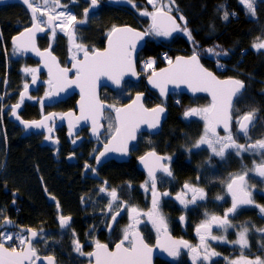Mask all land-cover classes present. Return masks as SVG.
Wrapping results in <instances>:
<instances>
[{"label": "snow or ice", "instance_id": "snow-or-ice-1", "mask_svg": "<svg viewBox=\"0 0 264 264\" xmlns=\"http://www.w3.org/2000/svg\"><path fill=\"white\" fill-rule=\"evenodd\" d=\"M31 10L32 26L25 29L19 36L13 38V51L15 53H23L32 51L43 59L44 66L48 69L49 79L47 84L49 91L45 93V97L51 99L54 96H59L60 92L67 91L73 85L78 86L81 93L80 113L76 117L77 123L80 120H91L93 134L99 138V129L102 127L100 119L103 115V110H114L115 112V127L110 121L108 129L113 133L109 144L104 145V151L99 152L95 157L96 163H101V158L106 157L110 152H117L121 155H127L129 142L136 139V132L140 126L147 125L149 129H158L162 115L166 112V108L162 105H157L154 108L148 109L142 103L143 94L138 93L132 104L117 108L115 105H104L100 102L97 96L98 82L101 77H107L116 85H120L124 76L135 77L137 75L135 70V54L137 44L148 36L170 37L174 32H182L187 38L192 41L194 48L196 41L192 36V31L187 27V19L180 13L176 0H168L164 3L163 0H148L152 5L153 11L147 10L141 12L142 16L151 18V24L144 31H137L130 26L117 27L113 26L108 36V45L103 50L92 48L91 52L83 44L77 43L78 36L76 28L79 25H84L88 22L89 8L95 9L99 6L100 0H90L89 8H85L83 12V19L77 20L66 5H61L60 0H42V4L38 5L36 0H22ZM75 2V0H73ZM112 3L129 4L133 8L136 7L134 0H111ZM248 15L255 17L257 3L264 4V0H240ZM63 8V11L57 9ZM139 11V9H137ZM175 10L179 13V20L177 17L171 15ZM220 11L223 12L222 18L228 20L230 15L224 6H220ZM51 31L52 37L55 38L57 30L65 33L69 42V53L72 61V67H60L57 57L51 52V48L41 51L36 45V34L44 32L45 27ZM183 25V26H182ZM219 47V46H217ZM252 47L257 51L264 50V40L254 42ZM207 53L215 57L227 56V50L216 51V48L205 49ZM83 54V59H78V54ZM168 67L161 69L159 72L155 71L153 65L156 63L154 59L144 61L143 67L145 69H152L148 76V82L159 89L162 97L168 94V85L181 84L187 85L192 92H207L211 94V104L203 108H190L184 112L185 118L200 117L204 121L203 135L192 145V148L199 149L202 145H207L211 152L224 160L226 153L231 150V153L236 156H242L244 153H260L261 162L254 163L252 169H245L242 173L230 175L229 181L226 183V192L231 196V207H229L224 215H208L200 225L196 227V233L199 236V244L196 246L190 245L185 240L172 239L166 217L160 210V200L162 196H168V192H159L157 190V172L162 173V180L173 178V173L168 164L171 162V156H161L152 150L144 156L139 157L143 167L147 169L148 179L141 185V187L151 194V209L148 212H141L137 207L128 205L126 201L120 200L117 190L111 189L108 191L107 181L104 186L99 189L100 193H106L109 203L106 207L105 215H109L111 224L106 225V230L111 232L112 225L118 224L117 217L125 210L129 214V223L121 230L122 238L118 243H115L113 248H109L107 243H101L98 239L93 238L94 245L91 252L85 253L83 245L80 243L79 237L71 226V216H65L62 213L58 215L59 226L62 230L70 232L73 244V250L80 256L88 258L89 264H152V253L154 249L149 246L139 230L142 223L140 217L147 218L150 226L157 234V247L163 249L173 258L180 256L181 248L188 249L193 264H212V258L220 256V253L211 249L209 240L230 243L239 246L241 256L238 259L230 260L228 264H264V260L260 257L256 259H248L243 255L244 250L250 248L249 232L247 222L243 225H235L229 219L230 216H235L241 209L248 207H255L264 216V205H258L253 199L254 185L247 183L249 171L255 173L261 178H264V139H258L255 142L248 144L238 143L233 136L231 129L232 112L234 99L239 100L246 87L244 81L228 78L221 80L217 78L211 71L206 69L201 63L199 54L194 50L190 57L177 56L175 61L170 57L165 56ZM218 68L224 66L217 62ZM75 70V79H69V72ZM25 73L31 74L32 83L37 81L38 69L25 68ZM24 90L19 94V102L11 105V114L20 119L17 115V110L24 103L25 99H35L28 95L29 84L25 83ZM2 99V98H0ZM43 99L40 100L43 106ZM238 111V109H236ZM3 115V107L0 106V116ZM56 113H51L39 121H24L21 123L24 128H47L49 133L45 137L46 140L53 141V128L48 126V121H53L56 118ZM67 116L71 118L72 113L63 114L60 119ZM236 123L238 125V134L243 135L250 140V127L255 126V110L248 111L242 116H237ZM222 126L226 135L220 136L217 128ZM73 125L69 119V134H72ZM59 143L58 140L53 141ZM72 143H76L75 140ZM191 152V149H188ZM71 158V157H69ZM86 170H91L95 173L96 169L91 168L90 165L84 166ZM199 180V177H197ZM129 188L131 184L127 185ZM190 194V198H189ZM176 200L179 201L185 209L189 205H197L198 201H204L207 194L203 188L193 186L189 183L183 185L180 193H177ZM55 200V198H52ZM83 201V197L81 198ZM217 200H222L223 197L217 196ZM15 203V201H13ZM59 212V202L56 201ZM3 208H0V215H3ZM180 222L185 221V216L179 217ZM216 226L223 233H227L229 228H238L236 232L237 238L234 241L227 240L226 235L215 236L212 234V228ZM16 227L13 221L4 218L0 223V264H37L42 259L47 264H57L56 258L53 255L41 257L38 255L36 248L33 246L34 241H43L47 244L44 230L36 229H20L17 233L5 232L4 229ZM255 232L264 234V228H256ZM91 231H95L93 227ZM15 241L16 246L6 247L7 241ZM55 243V242H53ZM264 248V244L261 245Z\"/></svg>", "mask_w": 264, "mask_h": 264}, {"label": "flooded vegetation", "instance_id": "flooded-vegetation-1", "mask_svg": "<svg viewBox=\"0 0 264 264\" xmlns=\"http://www.w3.org/2000/svg\"><path fill=\"white\" fill-rule=\"evenodd\" d=\"M36 2L38 5H41L39 0H36ZM68 2L70 1L60 0L61 5H66L67 8H69ZM4 4H15L20 6L21 8L26 10V12L29 14V19L26 23L17 25L14 34L9 38H5L2 32L0 31V48L2 54L6 53L8 58L10 59V61H8L9 65L7 67V72L11 69V65L14 64V67H16L17 69L15 73L18 74L19 80L21 81V83L19 82L21 88H19L20 85L17 88L16 85H13V81L10 78V76H8L9 79H7L5 76L0 74V98H2L0 99V104L2 103L1 106L3 107V113H7L9 120L17 128H20V130L22 131L21 138L27 140L30 144H32L34 148L39 150V153H42L45 156V160L47 157V178H45L46 177L44 172L46 171L45 169L43 171L39 165L34 166L35 167L34 175L40 178L41 189L43 192V196L46 199V202L48 201L50 203H53L54 207L57 208L56 201H58L59 210L62 212V214L65 216L72 217L71 226L74 222L75 223L77 222V226L80 227L82 225L83 227H85L82 230H78L79 233L81 231H85L86 227H88V224L79 221L80 216L77 218L73 214L66 213L64 211V208H66V202H64V204L63 201L60 202V200H58V198L53 193L50 187L51 167L53 164V168L58 171L56 177H54V179L52 178L53 180L52 183L54 185L56 183V185L58 184V186H60V178L62 176H65V174H68V170H71L70 171L71 177L72 176L79 177V180L77 181V183L81 185L79 189L84 190V187H87L88 192L96 193V195L104 201L105 207H107L110 197H108L106 193H100L99 189L103 187L104 182L107 181L108 191H111V189L113 188L116 189L120 200L126 201L128 205L135 206L141 212L146 213L151 209L152 197L150 191L146 192L141 187V185L148 179V175L146 172L142 171L139 168V164L137 160L139 157L143 156L147 152L155 150L160 155L171 156V162L168 164V166L172 170L173 178L162 180L161 177L163 174L162 173L157 174L158 191L161 193L165 191L169 193L168 196H162L160 200V210L167 219L168 228L170 232L174 235V237L185 240L192 246L198 245L199 236L196 233V227L200 225L205 219H207L206 213L208 215H217L222 217L225 211L229 207H231V196L226 192V183L229 181L230 175L242 173V171H244L245 169H249V170L252 169L254 163L259 164L261 162L260 157L255 155V161L251 162L249 165L248 164L243 165V160L240 159L238 163H241L243 166L234 167L232 160H233V156L235 155L231 153V150H229V152L226 153V157H225V159H227V162H223V164L220 165V168L224 167L225 170L229 169V172L224 174V176L219 180H217L216 177L214 178V180H212L210 178V176L212 175L211 169H213L216 174L217 162H215L216 159L210 158L212 157L211 154L215 156L211 152V149L205 147L196 150L195 148H192L193 143H187L183 145L181 149L177 145L173 144L171 147L175 149L171 150V147L165 146L164 142L161 139L158 140V144L161 148L158 149L157 147L153 146L157 144L155 143L157 142L156 141L157 136L160 137V134L162 133V130L165 127L164 126L165 123L163 124L161 132L158 134L154 135L149 133H142L141 135H139L138 142L131 147L132 157L128 162L118 163L115 160H112L108 163H105L102 166L96 163L95 157L102 149L103 144L107 142V140L111 137L110 136L108 139H104L103 137L105 132L104 134H102L100 140H93L90 134V127L80 126L78 133L76 135L70 136L66 125L65 124L57 125L58 120H54L51 123L50 127H52L55 130V135L53 136V138L59 141V143L55 147H52L50 142L48 141L46 142L45 137L47 136V131L45 130H39V131L31 130L27 135L24 136V133L27 131L24 128V125L18 124L17 122L11 119V115H12L11 105H14L19 102V94L22 92V90H24L23 88L24 84L28 83L30 85L32 83L31 74L25 73L23 71L25 68H35L38 69L39 71L36 74L38 84L36 88L31 91V97H34L35 99L25 100L19 110V114L23 118V120L37 121L44 118L45 116H47L52 112L56 113L57 115H60L61 113L70 109L77 111L75 104L78 96H74L76 97V101L72 107L63 106L66 103V101H68L71 98L65 101H58L53 98L48 99L45 97V93L49 91V86L47 84L49 77L47 71L41 69L40 61L33 54L29 52L15 53L13 51L14 36H16L21 31L32 26L33 20H32L31 10L23 2L2 0L0 6ZM97 8H95L94 10H96ZM61 10L64 9L63 8L57 9V11H61ZM77 20L79 19L77 18ZM82 26L83 25H79L77 26V28L78 27L80 28ZM44 27H45V31L41 32V35L38 37V46L40 47V49L44 50L51 48V51L59 57L62 65L64 66L70 65L71 59H70L69 42L67 35L57 30L55 38H53L51 31L48 29V26L44 25ZM77 36H78L77 43L83 44L89 49V51H91L92 48L102 49L105 47L106 40L104 44L93 47L87 45V43L80 37V35H78V33ZM2 54L0 53V58ZM82 55H83L82 53L78 54V59L81 58ZM221 78H225V77H221ZM127 82H131L132 84L138 85L141 82L144 83V78L139 82H132V81H127ZM181 95L182 94L180 93L172 94L165 101H161V103H164V105L167 107L168 114L170 111L169 107H170V100L172 99V97H176L175 102L178 105H185V106L194 105L195 108L197 105L200 106V104H197V100H196L197 96L196 97L189 96L187 104H183V102H181L182 101ZM41 99H43L44 101L43 106H41L40 104ZM62 103L64 104L62 105ZM205 104L210 105L211 104L210 99H208V101ZM236 104L237 101L233 109H235ZM117 106L118 105H115V107ZM24 111L29 115L28 116L25 115ZM108 112H110V114L114 118V110H110ZM234 129L235 128H233V130ZM105 131H106V123H105ZM218 134L220 136L226 135V133L221 130L218 131ZM234 134L236 135V137ZM234 134L233 136L234 138H236L238 143L245 144L244 141L239 140V138L243 137L241 134H238L237 131H234ZM144 139L147 140V142L150 144V148H144L140 145V140L143 141ZM73 140L76 141L75 144L72 143ZM188 149H191V152H189ZM206 149H208V152L210 154L209 157H207ZM29 150H33V148H29ZM248 154H252V153H248ZM228 159L230 160V162H228ZM110 163L134 164L130 169H133V171L137 176V179H135V181H128L126 183V185H128L129 183L131 184L130 188L127 186V192L129 197L128 199L122 197V192H123L122 189L114 185V183L111 181L109 175L110 172L113 171V168L110 167L109 165ZM234 163L237 164L236 162ZM86 164L90 165L91 168L96 169L95 171V173L97 174L96 177H93L94 173L90 169L89 170L85 169L84 166ZM196 165H198L199 167L197 168ZM201 165H204L205 175L207 176V179H203L202 177L203 174L201 172L202 170ZM124 166L126 167L127 165ZM2 170H3L2 173L0 172V179H1V174H3V176L5 175V168L2 167ZM197 177H199V180H197ZM72 179H73L72 182H74V178ZM2 183H0V194H1L0 207L5 205V207H7V214L4 213L3 217H0V223L3 222L5 217H7L11 221H13L14 224L16 225V227L6 228L4 229V231L9 230L10 232L17 233L22 228L23 229L31 228L38 230L40 229V226H45L47 228H54L56 226V223L55 226L54 225L48 226V224L46 226L44 223H41L39 225H35V224L29 225L28 223L22 220L21 211L24 209V205L22 206V203L25 202L24 201L25 198L22 194L23 192L21 187L22 185L29 184V181L23 183L19 180L17 182L18 183L17 188L14 187L13 189L12 188L8 189L6 186L2 185ZM185 183H189L193 186L203 188L207 194L206 200L198 201L197 205H189L188 208L185 209L184 206L181 205L179 201L176 200L175 198L177 193H180L182 191L183 185ZM247 183L249 185L255 186V190L253 191V199L255 203L258 205H264V178H261L255 173L249 171ZM217 196H221L223 197V199L217 200L216 199ZM53 197L55 198V200L52 199ZM189 198H190V194H189ZM85 199L86 197L83 195V201L81 199L82 207ZM13 201H15V203H13ZM10 202H12V204ZM55 213H57L56 209H55ZM86 213L87 212L83 214L82 216L83 219H87L88 213L87 214ZM180 216H185V221L183 223L180 222L179 220ZM104 217H105V222H107V225L112 223L109 215L104 214ZM247 217H251V218H247ZM54 219H55V214H54ZM140 219L142 223L139 226V230L142 232L145 240L149 244L153 245L155 243V240L157 239V234L155 230L148 223L146 217L141 216ZM229 219L235 225H243L245 222H247V226L250 229L248 236L250 248L245 250H248V252L251 253L250 255H247L246 252H244L243 254L245 255V257H247L248 259H256V257H260L262 260H264V252H263L264 249L261 251L262 248L261 245L264 244V234L257 233L254 230L256 228H264V216L261 215L259 210L255 207H248L245 209H241L235 216H230ZM117 221L118 224L112 225L113 230L111 232L107 230L106 233L105 232L96 233V239H98L101 243H107L110 248H113L115 243L119 242V240L122 238L121 230L129 223V214L126 208L124 211L121 212V215L117 217ZM58 228H59V222H58ZM60 230L64 231L62 229ZM238 230H239L238 228H229L227 233L225 234L216 226H213L212 234L215 236L226 235L227 240L234 241L237 238L236 232ZM80 237H82V235H80ZM37 242L38 240L34 241L33 246L35 248H37L38 245ZM208 243L210 244L211 249L220 253V256L212 258V264H228L230 258H233V260L238 259L239 258L238 256L241 254L240 249H238V246L236 245L230 243H224L220 241H211V240H209ZM7 246L11 247L9 245ZM63 246L64 243L61 241V247ZM61 247L59 246L57 247V249H51L49 246H47V254H40L38 251L37 252L39 253V255L55 256L57 264H89L88 258L84 256L80 257L77 253L74 252V250H73L74 256L66 255L65 254L66 248L62 249ZM93 247H94L93 244L87 245V249L86 251L84 250V252L86 253L91 252L93 250ZM158 261L166 264H185V263L193 264L189 251L184 249L181 251L180 256L172 262L165 261L163 259H157L156 264Z\"/></svg>", "mask_w": 264, "mask_h": 264}, {"label": "trees", "instance_id": "trees-1", "mask_svg": "<svg viewBox=\"0 0 264 264\" xmlns=\"http://www.w3.org/2000/svg\"><path fill=\"white\" fill-rule=\"evenodd\" d=\"M68 1H70L68 6L71 13L75 14L79 20L83 19L84 9L89 8L90 0ZM145 2L146 0H134L136 7L133 8L129 4H116L112 3L111 0H100L98 8L89 12L88 22L82 27H78L77 33L87 45L95 47L105 43L107 34L113 26L131 24L135 27L147 29L151 24L150 19L140 14ZM176 5L180 9V13L187 19V27L192 31V36L196 41L195 48L192 41L182 32L172 37H162L160 39L152 36L140 53L139 61L153 58L156 61L154 67H161L167 64L165 56L173 58L179 54L190 55L194 50L197 53L200 52L201 54H198L201 56L203 63L220 77H237L247 83L245 93L237 101L233 117L235 118L241 113L255 110L258 118H260L258 124L264 127V50L257 51L252 47L254 42L264 40V4L257 3L255 17L247 14L240 0H176ZM220 6H224L230 14L234 12L235 15H230L228 20H224L222 18L223 12L219 10ZM172 13L179 17V13L175 10ZM28 19L29 14L18 5L4 4L0 6V31L5 38L11 37L17 25L26 23ZM208 48H216L217 51L227 50L228 55L215 58L212 55L203 54L205 49ZM0 53L2 54L1 48ZM8 61L10 59L7 54H2L0 58V74L7 79L10 76L13 85L18 88L21 81L18 74L15 73L17 69L12 64L11 69L7 72ZM217 62L224 67L218 68ZM147 71L146 75L141 73L143 77L147 76L151 69ZM19 88H21V85ZM138 92H146L145 102L147 106L152 107L161 102L157 93L150 92L143 82L138 85L126 82L123 89L115 92L104 89L102 98L112 105L119 106L127 103ZM181 97V102L187 104L189 96L182 94ZM175 99L176 97H172L170 100V111L164 124L165 127L160 137L157 136V142H155L157 144L153 145L158 149L161 148L158 144L159 139L164 142L165 146L171 147L174 144L181 149L183 145L195 142L204 132V123H202L201 119L185 118L183 115L185 105H178ZM208 99L207 96L203 95L196 97L197 104H205ZM75 101L76 97L69 99L62 105L72 107ZM24 114L29 115L25 111ZM263 132L264 130L259 131V133ZM21 134L20 128H17L9 120L7 113H3L0 116V172L2 173L3 171L2 167L5 168V175L1 174L0 183L3 182L2 185L8 189H13L14 187L17 188L19 180L23 183L29 181V184L21 187L25 198V202L22 203V206L24 205V209L21 211L22 220L29 225L44 223L46 226L47 224L48 226H55L53 220L54 214H56L55 207L53 203L46 202L41 189L40 178L34 175V166L39 165L43 171L44 169L46 170L44 172L45 178H47V157L45 160V156L39 153V150L34 148L27 140L21 138ZM140 145L144 148H150V144L145 139L143 141L140 140ZM29 148H33V150H29ZM172 149L175 148L171 147ZM240 159L243 160V165H249L252 161L251 157L249 160L245 159L248 161H244L242 156L238 157L235 155L232 160L234 167L243 166L238 163ZM223 162H227V159L216 163V174L211 169L212 175L210 178L212 180L215 177L219 180L224 174L229 172V169L220 168ZM228 162H230L229 159ZM109 165L113 168L109 175L111 181L122 189V197L128 199L126 183L137 179L133 169H130L134 164L110 163ZM124 165L127 166L125 167ZM196 167L198 168L199 166L196 165ZM201 167L202 177L207 179L204 165H201ZM70 171L68 170V174L60 178V186L56 185V183L54 185L52 178L56 177L58 171L53 168L52 164L50 187L60 202L63 201V204L66 202V208H64L66 213L82 217L85 212L89 213L90 210L89 207H82L81 203V198L88 193V188L84 187V190H80L79 187L81 185L77 183L79 177H71ZM72 178H74V182H72ZM10 203L12 204V202ZM84 228L81 225L80 227L78 226L77 230ZM83 233L84 231H81L79 234L83 235ZM62 242L64 243L62 248H66L67 253L73 254L70 241L62 240ZM157 264L166 263L158 261Z\"/></svg>", "mask_w": 264, "mask_h": 264}, {"label": "water", "instance_id": "water-1", "mask_svg": "<svg viewBox=\"0 0 264 264\" xmlns=\"http://www.w3.org/2000/svg\"><path fill=\"white\" fill-rule=\"evenodd\" d=\"M12 1H15V2H22V0H12ZM91 10H93V9L90 8V11H91ZM171 15L176 16L174 13H171ZM176 17H177V22H178V23H181V21L179 20V17H178V16H176ZM124 26H130V27H132L133 29H136L137 31H144V30H145V29H142V28H139V27H135V26H133V25H131V24H123V25H119V26H117V27H124ZM29 28H30V27H29ZM23 31H24V30H23ZM23 31H21V32H23ZM21 32H20V33H21ZM20 33L17 34L16 36H14V37L19 36ZM178 33H179V32H174V33L172 34V36H174V35H176V34H178ZM40 35H41V32H38V33L36 34V37H35V39H36V45H37V47H38L39 49H40V47L38 46V37H39ZM172 36H170V37H172ZM149 38H150V36L145 37L144 40L140 41V42L137 44V46H136V54H135V70H136L137 75H136L135 77L127 76V75L124 76V77H123V80H122V82H121L120 85H116L115 83H113L112 80L108 79L107 77H101V78L99 79L98 87H97V96H98L100 102L103 103L104 105H111L109 102L103 100V98H102V90H103V89H109V90L115 92V91H118V90L123 89L124 84H125L127 81L139 82V81H141L143 78H144V83H145L147 89H148L150 92H155V93H157V95L159 96V98L161 99V101H165L170 95H172V94H176V93L185 94V95H187V96H191V97H196V96L203 95V96H207V97L210 99V101H211L212 98H211V94H210V93H207V92H195V93H194V92L191 91L190 88H188L187 85H183V84L179 85L178 87H177L176 85H171V84L168 85V94H167V96H166V97H162V96H161V94H160V92H159V89L154 88V87L148 82V76H149L150 74H148L147 76L143 77V76L140 74V71H139V63H140V61H139V55H140V53L144 50V48L146 47ZM107 45H108V36H107V38H106L105 47L102 48V49H99V50H100V51H103V50L107 47ZM40 50H41V51H44V50H46V49H44V50L40 49ZM27 52H29V53H31V54H33L34 56L37 57V59L40 61V67H41V69L46 70V71H47V74H48V69H47V67L44 66L43 59H42L40 56H38L36 53L32 52V51H27ZM51 52H52V51H51ZM89 52H91V51H89ZM52 54H53L54 56L57 57V60L59 61V64H60V67L71 69V67H72V61L70 62V65H68V66H64V65L61 64L59 57H58L56 54H54L53 52H52ZM192 54H193V53H192ZM192 54H190V55H184V54L176 55V56L173 57V61H175V58H176L177 56H181V57H186V58H187V57H190ZM199 58H200V63H201L206 69H208L209 71H211V72H212L217 78H219V79H221V80H225V79H228V78L239 79V78H237V77H225V78H221V77H219L218 74H217L215 71H213L212 69L208 68V67L203 63L202 58H201L200 55H199ZM79 59H83V55H82V57L79 58ZM167 67H168V63L165 64V65H163V66H161L160 68L156 69L155 71L159 72L161 69H164V68H167ZM74 72H75L74 69H72V71L69 72V79H75ZM48 77H49V76H48ZM239 80H240V79H239ZM242 81H243V80H242ZM244 83H245V85H246V82H244ZM37 84H38V81H36L35 84L31 83V84L29 85V90H28V95H29V96H31V91L34 90V89L36 88ZM246 89H247V85H246V87H245V89H244V91H243V94L245 93ZM22 92H23V90H22ZM138 93H142V94H143V100H142V103L144 104V106H145L146 108L151 109V108L156 107L157 105H162V106H164V107L166 108V112H165V113L162 115V117H161V121H160L159 128H158V129H149V128L147 127V125H143V124H142V125L140 126L139 130L136 132V139H135V140H132V141L129 142V145H128L129 151H128V154H127V155H121L120 153H117V152H110V153L107 154L106 157H102V158H101V163H99L98 165L102 166V165H104L105 163H108V162H110V161H112V160H115V161L118 162V163H125V162H128V161L130 160V158L132 157V156H131V147H132L134 144H136V143L138 142L139 135H141L142 133H149V134H154V135H155V134H158V133L161 132L162 127H163V124L165 123V121L167 120L168 115H169V114H168V109H167V107L164 105V103L157 104V105H155V106H153V107L147 106V104H146V102H145V99H146V96H147L146 92H138ZM138 93H136V94L132 97V99H131L130 101H128L127 103H124V104H121V105L117 106V108H123V107H126V106L132 104L133 100L135 99V97H136V95H137ZM74 96H78L77 101H76V104H75V107H76V110H77V111L72 110V109L67 110V111L61 113L60 115H57L56 118H55L54 120H58L57 125L65 124L66 127H67V129H68V131L70 132V129H69V119H71V122H72L73 127H72V129H71L72 134H71V135L69 134L70 136L76 135V134L78 133V130H79V127H80V126H86V127H90V134H91V137L93 138V140H100L101 137H102V134H104V132H105V118H106V112L110 111L111 109H108V108L106 107V108L103 110V115H102V117H101V119H100V124L102 125V127H100V129H99V133H100V135H99V138H97V136L93 134L91 120H80L78 123H77V121H76V117H79V116L81 115V113H80V100H81V93H80V89H79L78 86L73 85V86L69 87V88L67 89V91L60 92L59 96H54V97H52V98H53V99H56V100H58V101H65V100H67V99H69V98H72V97H74ZM25 100H27V98H26ZM236 101H237V100L234 99L233 108H234V105H235ZM20 108H21V107H20ZM20 108L17 110V115L19 116L20 119H17L16 116L11 115V119H12L13 121L17 122L18 124H22V123H21V120H23V118H22V117L20 116V114H19V110H20ZM52 113H53V112H52ZM66 113H72L73 116H72L71 118L65 116L64 119H60V117L63 116V114H66ZM50 114H51V113H50ZM48 115H49V114H48ZM42 119H43V118H42ZM42 119H40V120H42ZM54 120H53V121H54ZM114 120H115V112H114ZM24 121H25V120H24ZM37 121H39V120H37ZM53 121H48V126H49V127H50V125H51V123H52ZM233 127H234V117H233V112H232V122H231V129H232V131H233ZM237 128H238V125H237ZM31 130H35V131L45 130V131H47V128H40V129L31 128V129H27V131L24 133V136L27 135ZM219 130L225 132V130L223 129L222 126H219V127L217 128V132H218ZM69 132H68V133H69ZM225 133H226V132H225ZM48 135H49V133H48V131H47V136H48ZM54 135H55V130L53 129L52 136H54ZM111 136H112V135H111ZM47 141L50 142V144H51L52 147H55V146L57 145V143H54V142H53V141H56V139H54V138H53V141L46 140V142H47ZM110 141H111V137L107 140V142H105V143L103 144L102 149L100 150V152H101V151H104V145H105V144H109ZM149 152H150V151H149ZM147 153H148V152H147ZM156 153H157V152H156ZM157 154H158V153H157ZM98 155H99V153H98ZM144 155H145V154H144ZM144 155H143V156H144ZM158 155H160V154H158ZM161 156H163V155H161ZM137 162H138V164H139V168H140L142 171H144V172L147 173V169H145V168L143 167V165L141 164L139 158H138ZM158 173H159V172H157V174H158ZM96 176H97V174L94 173V174H93V177H96ZM157 190H158V189H157ZM71 222H72V220H71ZM59 228H60V226H59ZM60 229H61V228H60ZM168 229H169V228H168ZM140 232H141V231H140ZM141 233H142V232H141ZM169 233H170L172 239H174V240H181L180 238L174 237V235L170 232V230H169ZM143 237H144V236H143ZM144 240H145V238H144ZM156 241H157V239L155 240V243H154L153 245H151V244H149V243L145 240V242H146L149 246H151V247L154 249V251H153V253H152V264H156V260H157V259H163V260H165V261H171V262L174 261L175 259H177V258H173V257L169 256L168 253H167L166 251H164L163 249L157 247V245H156ZM5 246L8 247L6 244H5ZM109 248H110V247H109ZM110 249H111V248H110ZM183 249H184V250H188V249H185V248H181V251H182ZM181 251H180V253H181ZM38 255H39V253H38ZM40 256H41V257H45V256H47V255H40ZM37 264H47V262L44 261V260L42 259L41 261H38Z\"/></svg>", "mask_w": 264, "mask_h": 264}, {"label": "rangeland", "instance_id": "rangeland-1", "mask_svg": "<svg viewBox=\"0 0 264 264\" xmlns=\"http://www.w3.org/2000/svg\"><path fill=\"white\" fill-rule=\"evenodd\" d=\"M1 1L2 0H0V4H1ZM39 2H40V4H42V0H39ZM163 2L164 3H167L168 2V0H163ZM2 6V5H1ZM68 10H69V8H68ZM145 10H147V11H149V12H151V11H153L154 9H153V7H152V5H150L149 3H148V0H146V2H145V4H144V7L141 9V12H143V11H145ZM61 11H63V10H61ZM70 11V10H69ZM174 11V10H173ZM71 12V11H70ZM144 17H146V18H149L150 19V22H151V18L150 17H148V16H144ZM146 30V29H145ZM109 33V32H108ZM150 37H152V36H150ZM153 37H155V38H162L161 36H153ZM217 51V50H216ZM219 52V51H218ZM198 53H200V52H198ZM209 54L210 56L212 55V54H210V53H207L206 51L203 53V54ZM201 54V53H200ZM213 56V55H212ZM213 57H215V56H213ZM172 60H173V58L172 57H170ZM215 58H218V57H215ZM153 59V58H152ZM148 60V59H147ZM147 60H142L140 63H139V71H140V73H142V74H144V75H146L147 73H148V71L147 70H149V69H145L144 67H143V64H144V61H147ZM155 60V59H154ZM156 64V63H155ZM154 64V65H155ZM154 65H153V68L156 70V69H158V68H160V67H154ZM151 72H152V69H151V71H150V73L149 74H151ZM161 103V102H160ZM160 103H158V104H160ZM199 104V103H198ZM157 105V104H156ZM207 105L208 104H200V106H196V108H203V107H207ZM155 106V105H154ZM153 107V106H152ZM190 108H195V106L194 105H188V106H185L184 107V111H186L187 109H190ZM257 112H255V126L254 127H251L250 128V131H249V136L251 137V139L250 140H248V139H246L243 135V137L242 138H239V140L241 141H244L245 142V144H248V143H252V142H255L256 140H258V138H260V139H264V133H259V131H263L264 130V127L261 125V124H258L259 122H260V118H258V116H257V114H256ZM107 115H106V118H105V123H106V131H105V134H104V139H108L113 133L108 129V124H109V122L111 121L112 123H113V126L115 127V120H114V118H113V116L110 114V112H108V113H106ZM243 114H245V113H241L239 116H242ZM200 117H193V119H199ZM201 119V118H200ZM236 119H237V116L234 118V127L233 128H235L234 130H233V134H234V131H237V127H236V125H237V123H236ZM201 121H202V123H204V121L201 119ZM203 131H204V126H203ZM201 135H203V133L201 134ZM200 135V136H201ZM235 135V134H234ZM258 136H260V137H258ZM235 137H236V135H235ZM200 138V137H199ZM198 138V139H199ZM197 139V140H198ZM196 140V141H197ZM195 141V142H196ZM195 142H192L193 144L195 143ZM208 148V146L207 145H202L199 149H202V148ZM196 149V148H195ZM199 149H196V150H199ZM210 149V148H209ZM207 150V157H209V152H208V149H206ZM258 153V152H257ZM255 153V154H248V153H245L244 155H242V157L244 158V161H248L249 160V158L251 157L253 160L251 161V162H254L255 161V155L256 156H259L260 157V159H261V155H260V153ZM211 156L212 157H210V158H213V159H216V161L215 162H217V163H219L220 162V158L218 157H216V156H213L212 154H211ZM248 159V160H245V159ZM219 161V162H218ZM85 197H86V199H85V201H84V203H83V207H89L90 208V210H89V213H88V217H87V219H83L82 217H79V221H81L82 223H86V224H88V227H86V230L84 231V233H83V235H82V237H80V234H79V232H78V230H77V228H78V226H77V222L75 223H73L72 224V228L75 230V232H76V234L78 235V237H79V240H80V243L83 245V251L85 250L86 251V249H87V245H92V240H93V238H95L96 239V233L97 232H107V230H106V225H107V222H105V217H104V214H105V209H106V207H105V205H104V201L102 200V199H100L97 195H96V193H92V192H88L86 195H85ZM104 199V198H103ZM0 208H3V214L4 213H6L7 214V207H5V205L4 206H2V207H0ZM56 209V214H55V219H54V222L56 223V226L54 227V228H47V227H45V226H40V229L42 228L43 230H44V235H45V237H46V240H47V244L45 243V242H43V241H39L38 240V245H37V251L40 253V254H47V246H49L51 249H57V247H61V241L62 240H65V241H70V243H71V249H73V244H72V239H73V237L71 236V234H70V232H68V231H66V230H64V231H61L59 228H58V215L59 214H61L62 212L59 210V212H58V209L57 208H55ZM0 217H3V215H0ZM78 218V217H77ZM84 226H86V225H84ZM95 228V231H91V229L92 228ZM40 229H38V231L40 230ZM5 232H9V230H6ZM12 233H14V232H12ZM53 242H55V243H53ZM5 244H7V245H9V246H16V242L13 240V241H7ZM237 246V245H236ZM62 248V247H61ZM63 249V248H62ZM238 249H239V246H238ZM264 248H261V251L263 250ZM244 252H246V254L247 255H250V253L251 252H248V250H245ZM248 252V253H247ZM264 252V251H263ZM86 253V252H85ZM65 254L66 255H73L74 256V254H69V253H67L66 252V249H65ZM244 255V254H243ZM80 256V255H79ZM241 256V254L238 256V257H240ZM245 256V255H244ZM80 257H82V256H80ZM230 260H233V258H230L229 259V261ZM228 261V262H229Z\"/></svg>", "mask_w": 264, "mask_h": 264}, {"label": "built area", "instance_id": "built-area-1", "mask_svg": "<svg viewBox=\"0 0 264 264\" xmlns=\"http://www.w3.org/2000/svg\"><path fill=\"white\" fill-rule=\"evenodd\" d=\"M165 55H166V54H165ZM165 55H164V56H165Z\"/></svg>", "mask_w": 264, "mask_h": 264}]
</instances>
